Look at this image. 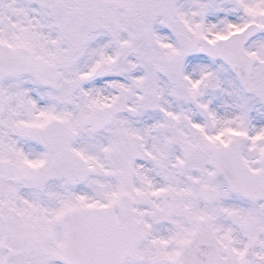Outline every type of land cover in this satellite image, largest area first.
<instances>
[{
	"label": "snow or ice",
	"instance_id": "6c2138e0",
	"mask_svg": "<svg viewBox=\"0 0 264 264\" xmlns=\"http://www.w3.org/2000/svg\"><path fill=\"white\" fill-rule=\"evenodd\" d=\"M0 264H264V0H0Z\"/></svg>",
	"mask_w": 264,
	"mask_h": 264
}]
</instances>
